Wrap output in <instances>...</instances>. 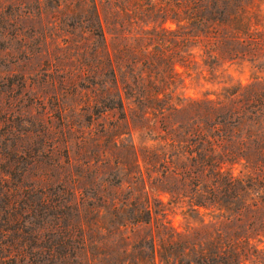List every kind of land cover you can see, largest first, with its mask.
Returning <instances> with one entry per match:
<instances>
[{
  "label": "trees",
  "instance_id": "16d2710c",
  "mask_svg": "<svg viewBox=\"0 0 264 264\" xmlns=\"http://www.w3.org/2000/svg\"><path fill=\"white\" fill-rule=\"evenodd\" d=\"M72 14L80 50L78 84L92 91L88 107L105 114L115 89V104L127 125L133 118L153 120L157 129L155 144L142 146L135 156L143 189L142 169L149 180L148 171L159 167L163 178L177 177L201 193L200 200H188L198 214L211 207L221 213L215 221L179 232L157 217L145 190V199L113 205L135 210L109 228L85 188L68 189L64 181L59 190L69 194L67 200L54 198L51 190L33 191L40 193L39 202L26 212L33 217L31 213L45 210L50 219L37 228L30 222L31 237L23 241L28 250L12 240L4 244L0 264L264 263V76L234 89L224 87L214 99L181 100L176 69H193L197 52L209 72L214 65L247 61L263 73L264 0H76ZM85 39L93 44L90 62L84 60ZM2 187L5 192L7 186ZM171 191L168 203L174 199ZM5 201L3 220L13 227L4 229L2 237L16 232L19 221L12 213L19 200L5 194ZM64 209L73 210L71 218H65ZM139 227L145 232L137 233Z\"/></svg>",
  "mask_w": 264,
  "mask_h": 264
},
{
  "label": "rangeland",
  "instance_id": "374dc122",
  "mask_svg": "<svg viewBox=\"0 0 264 264\" xmlns=\"http://www.w3.org/2000/svg\"><path fill=\"white\" fill-rule=\"evenodd\" d=\"M75 3L76 0H0V234L13 227L3 220L7 216L3 211L5 194L19 200L12 212L19 220L14 223L16 232L0 235V249L12 240L15 247L23 245L20 248L28 250L23 241L29 242L31 237L30 222L37 228L50 219L45 210L31 213L33 217L26 212L28 205L35 207L39 202L40 193L33 191L51 190L54 198L60 195L67 200L69 194L59 190L64 181L68 189L85 188L92 207L96 211L101 208L102 222L109 228L128 220L135 210L132 206L116 209L114 204L119 202L120 207L130 198L145 199L146 192L158 210L157 217L168 220L179 232L217 220L219 209L201 208L198 214L188 200H200L201 193L193 186L189 189L191 185L177 177L163 178L159 167L148 171L149 180L142 169L146 184L143 189L135 156H140L142 146L155 144L157 129L152 127L153 120L138 122L133 118V124L128 121L127 125L115 104V89L111 109L105 114H94L88 107L92 91L89 86H79L77 77L80 50L72 14ZM105 35L110 43L111 35L106 30ZM91 42L84 40L86 62L91 61ZM194 54L193 69L176 66L180 74L177 95L181 100L214 99L224 93V87L234 89L238 83L264 76L247 61L214 65V71L209 72L198 53ZM129 107L136 110L135 105ZM2 186H7L5 192ZM169 190L174 196L170 203ZM86 207L92 212L93 208ZM64 211L65 218H71L73 210ZM137 229V233L146 230ZM242 264L264 263L262 259H247Z\"/></svg>",
  "mask_w": 264,
  "mask_h": 264
}]
</instances>
